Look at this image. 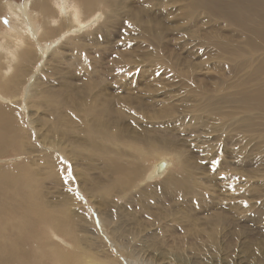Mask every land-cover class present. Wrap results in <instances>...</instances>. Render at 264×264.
<instances>
[{"label":"rangeland","instance_id":"obj_1","mask_svg":"<svg viewBox=\"0 0 264 264\" xmlns=\"http://www.w3.org/2000/svg\"><path fill=\"white\" fill-rule=\"evenodd\" d=\"M26 1L17 0V3L25 5ZM53 1L58 3L57 0ZM146 1L127 0L126 6L127 9L141 11L144 25L153 27L156 34L130 28V18L124 15L118 31L112 33V24H107L108 35H105V27L101 28L105 38L99 41V44L94 38L101 33V29L95 30L100 21L94 23L89 30L80 31L78 37L83 33L87 34L80 42L82 45L84 43L89 45L86 53L78 54V51L73 52L67 46L62 50L63 62L58 65L54 62L55 57L46 60L49 56L47 53L38 60L35 65L36 73L34 72L26 84L22 99L27 100L33 80L38 77L36 86L42 89L41 101L47 98L50 101L47 100L45 102L47 107L40 108L36 114V118L42 119L41 122L33 123L29 119L31 113H26V128L17 132L23 136L26 144L34 145L36 150H47L49 147H44L40 143L52 133L54 114L47 109L56 103L51 99L56 95L61 98L62 88L66 84L69 85L71 93L74 92L77 102L75 106H80L82 103L80 93L85 94L81 92L82 85L88 80L85 75L93 71L95 81L98 83V87L94 88L95 96L99 94L101 96L99 99H102L105 94L103 98L107 99L117 94L125 104L127 113L121 126L129 130L130 135H151L155 138L159 152L144 162L145 168L150 172L155 164L161 166L165 164V158L171 157L174 166L170 170L171 173L169 172L170 175H178L183 168L190 171L202 192L199 202L191 200V196L184 199L167 197V192L163 190L166 173L151 181L153 189L150 191L139 187L127 192L125 200L116 196L102 200L95 197V201L81 191L80 185L79 189L76 187L78 184L86 183L88 178L81 176L82 181H78L80 178H77L74 166L79 173H83L85 170L82 163L86 162L74 156L70 157L80 162L76 164L77 166L63 158L72 178L67 180L60 176L58 177L60 182L45 175L48 173L47 169L44 171L47 164L40 161L39 157H31L32 164L29 165L27 155L24 156V153L17 149H9L4 155H0V169L25 172V168H30L37 173L43 189L42 197L52 210L62 209L61 203L63 204L66 198L74 201L69 206L72 213L85 216L86 221L91 217L95 225L90 226L96 227L95 229L99 231L98 235H91L88 231L80 233L87 238L94 236L92 240H86L89 244L84 249L88 254L95 256V260L102 262L104 259L105 264L108 262L129 264L131 260L136 264L141 262V264H256L258 261L261 264L264 262V143L255 133L263 128H255L252 134L250 133L248 141L243 134L236 132L230 123L213 118L215 111L230 110V113L234 111L229 101L225 102L222 97L230 91L243 89L250 72L248 68L239 70L236 64L246 59L249 48L245 46L242 33L240 37L234 26H227L224 21L212 16L205 9L198 11L194 17L186 21L191 10L188 1L155 0L156 4L149 9H146ZM104 9L106 11V8ZM30 14L31 19L41 21L38 11L33 10ZM5 20H9L7 24L4 23ZM0 22L1 26H7L11 30L18 26L19 21L6 9ZM72 36L77 35H68L62 42L64 39L68 40L67 43L70 42ZM59 37L49 41L52 42L51 45L55 44ZM218 37H222L227 43L229 39L234 41L231 45H237L241 53L231 54L216 50L217 47L211 40ZM204 38L208 45L202 43ZM60 43L58 41L56 46ZM203 60H207L208 63L203 65ZM114 64L118 67L129 66L131 71L124 70L123 74L120 73L124 76L122 79L120 75L118 79L113 78ZM250 83L253 85L254 81ZM25 91L28 92L26 95ZM36 100L37 97L33 96L28 101H32L33 104ZM25 102L23 101L20 107L27 112ZM212 103L219 106L213 108ZM135 105L136 108H133ZM30 106L35 107L31 104ZM62 106L66 111L73 105ZM237 117L242 119V114L237 113ZM251 118L256 122L255 125H259L260 115L252 113ZM48 150L54 152L50 148ZM96 161L95 159L93 167L90 166L92 170L89 169L88 172L95 181H100L104 174L100 162L97 161L98 164ZM213 161H219L215 164V171L212 170ZM24 166L26 167L23 168ZM196 177L200 179L197 180ZM158 184L162 188H159ZM73 196H77L81 204ZM85 208H89L87 213ZM108 210L116 219L114 226L115 223H119L125 230H132V241H129L132 242L130 245L133 249L122 245L120 241L121 245L116 249L117 245L115 246L108 235L110 228L105 231L102 226L101 215L108 213ZM212 217H216L222 224L220 227L222 231L216 233L218 236L215 240L208 236L195 239L184 235V230H190L192 226L206 228L204 222H209ZM82 225L85 227L87 224L81 222V227ZM46 226L45 223L36 226L45 240L51 239L50 243L58 241L63 245L60 246L56 242L61 248H67L70 253H75L74 243L72 240L70 242V238L62 235L53 237L45 230ZM210 230L214 232L212 228ZM150 235L155 238H151ZM149 238L154 244H147ZM137 239H144L145 245L140 246ZM121 246H124L125 250ZM75 261L72 260L73 263ZM51 263L53 262L47 264Z\"/></svg>","mask_w":264,"mask_h":264},{"label":"bare ground","instance_id":"obj_2","mask_svg":"<svg viewBox=\"0 0 264 264\" xmlns=\"http://www.w3.org/2000/svg\"><path fill=\"white\" fill-rule=\"evenodd\" d=\"M51 1L53 0H27L24 5L18 4L17 0H0V21L6 9L11 16L19 21L18 26L11 30L7 26H1L0 22V100L2 101L0 103V155H4L9 149H17L24 153V156L27 155L29 165L32 164L31 157H39L40 161L47 164L44 171L46 172L47 169L48 173L45 175L57 180L60 176H64L67 180L70 179L68 169H66L67 164L63 158L67 162H73L74 166L78 160L75 161L70 156L78 157L88 164L86 166V163H82L85 170L83 173H79L74 166V172L77 178H80L78 181H82L81 176L88 179L86 183L78 184L76 187L79 189L80 185L81 191L93 200L95 197L99 198L97 200H102L116 196L125 200L127 192L139 187L144 188L145 191H150L153 189V184H151L153 182L151 181H155V177H160L166 173L163 190L167 192V197L184 199L191 196V200L198 203L202 192L198 189L192 173L183 168L178 175H170V170L174 166V160L171 157L163 158L165 164L161 166L155 164L150 172L149 169L145 168L144 162L159 152L155 138L151 135H130V131L123 125V127L121 126L122 121L126 118L125 113H127L125 104L117 94L107 99L103 98L105 94L104 96L101 94L102 99H99V97L101 98L99 94L95 96L94 88L98 87V83L95 81V72L93 71L85 75L88 80L82 85L81 92H85V94L80 93L82 98L80 106H75L77 102L73 95L74 92L71 93L69 85L66 84L65 86L62 85L61 98L56 95L54 99H51L52 102L56 103L55 106L47 109L54 114L52 133L43 138V142L40 144L49 147L54 152L49 151V148L36 150L34 145L24 142L23 136L17 131L26 128V113H31L28 116L33 123H39L42 119L36 118V114L40 108L47 107L45 105L47 100L50 101L48 98L45 101L42 100L44 102L41 101L42 89L36 86L38 77L33 80L34 83L30 92H27L29 95L27 100L22 99L26 84L36 71L35 65L45 53L49 55L46 60L49 57H55V60L52 58V62L54 60L56 65L63 62L62 50L67 46L73 52L78 51V54L86 53L89 45L86 43L82 45L80 42H82L81 38L86 37L87 34L83 33L78 37L79 32L91 28L94 23L100 21L95 30L105 27V35H108L106 32L107 24H112V33L118 31L122 26L124 15L130 18V28L142 29L146 33L156 34L153 27L144 25L141 19V11L127 9V0H71V2L69 0H57L58 3L53 1L54 4ZM184 1H188L191 9L185 19L186 21L194 17L198 11L205 9L212 16L224 21L227 26H234V29L239 32L237 35L241 37L240 33H242L244 37L245 46L249 48V55L245 60L238 61L236 67L239 70L248 68L250 73L246 77L243 89L236 92L230 91L222 97L225 102L229 101L234 111H231L232 113L230 110L227 112L215 111L213 118L216 117L218 120H225V122H221L230 123L236 132L243 134L245 139L249 141L250 133L252 134L255 128L264 129V0ZM155 4V0H147L146 9ZM33 10L38 11V17L41 18V21L31 19L30 13ZM92 13L98 15L90 16L89 14ZM84 14H86L85 17ZM64 30L67 31L63 33ZM68 35L77 36H72L68 43L66 42L68 40L65 39L62 42V39H67ZM105 35L101 29L100 35L94 40L99 44ZM57 36H60L59 39L51 45L52 42L49 41ZM58 41L61 43L56 46ZM211 41L217 47L216 50L220 52L241 53V49L237 45H231L234 43L231 39L228 40V43L222 37ZM71 43H73L72 48L70 47ZM202 43L207 44L205 38L202 39ZM209 46L214 47L213 45ZM207 63V60L202 61L203 65ZM124 70L128 71L130 67L121 65L118 67L117 64H114L112 77L118 79ZM120 76H122L120 79L124 77L123 75ZM253 81L254 84L252 85L250 82ZM27 93L25 91V95ZM33 96L37 97V100L32 104V101L28 100ZM23 101H26L24 106L27 108V112H24L20 107ZM30 104L35 107L30 106ZM64 104L73 106H70V110L65 111L62 106ZM218 106L217 103L211 105L213 108ZM132 107L136 108V105ZM237 113L242 114V119L237 117ZM252 113L260 115L259 125H255L256 122L252 120ZM263 129L255 133L262 143H264ZM35 152L38 153L35 154ZM95 159L100 162V168L104 174L100 181H95L88 172L89 169L92 170L90 166L93 167L92 163ZM44 167L41 169L43 170ZM36 174L30 168H25V172L0 169V264H47L49 262H53L51 264H72V260H76L73 264H102L104 259L102 262L95 260L96 257L88 254L87 250L84 249L89 244L86 243V240H92L94 236L87 238L82 234L80 235V233L87 231L91 235H98V229L90 226V224L95 225L92 218L90 217L86 221L85 216L73 214L69 206L74 201L68 198L64 200L63 204L61 203L62 209H50L42 197L43 189ZM196 179L199 180L200 178L196 177ZM58 182L60 181L58 180ZM158 185L159 188H162L160 184ZM73 197L78 203L80 202L77 196ZM85 209L87 210L85 213H87L89 208ZM107 212L101 215L102 226H104L105 231L110 228L108 235H110L115 246L117 245L116 249L121 244L130 249L132 242L130 243L129 240L132 241V230H125L119 223H115L114 226L116 219L111 211L108 210ZM81 222H85L87 225L81 227ZM39 223H45L47 225L45 230L53 237L62 235L65 238H70V242L72 240L74 243L75 253H70L66 247V249L61 248L62 244L56 240L60 246L54 241V243H50L51 239L47 240L46 238V241L36 227ZM204 224L206 228L192 226L190 230H184V235L187 238L194 237L195 239L196 237L202 239L203 236H208L211 240H215L218 236L216 233L222 231L220 229L222 224L217 221L216 217L210 218L209 222L206 221ZM120 232L122 233L119 236ZM151 238H155V236L152 235ZM137 240L140 241V246L145 245L144 239ZM153 242L149 238L147 244L152 245ZM124 246L121 248L124 249ZM115 264L120 263L115 262ZM129 264H136V262L131 260ZM256 264H260L259 261Z\"/></svg>","mask_w":264,"mask_h":264},{"label":"snow or ice","instance_id":"obj_3","mask_svg":"<svg viewBox=\"0 0 264 264\" xmlns=\"http://www.w3.org/2000/svg\"><path fill=\"white\" fill-rule=\"evenodd\" d=\"M4 23L5 24H7L8 23V21L7 20H5L4 21ZM127 23V22H126ZM129 27H131V25L129 24ZM217 163H219V161H213V171H215L216 170V168H215V164H217ZM68 176L70 177V178H72V174H71V171H70V169H69V171H68ZM222 179H225V177H221ZM69 191H71V189H69Z\"/></svg>","mask_w":264,"mask_h":264}]
</instances>
